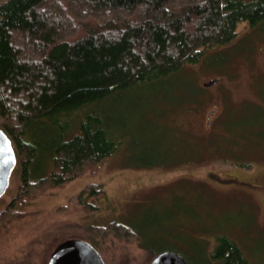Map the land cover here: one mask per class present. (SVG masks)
<instances>
[{"label": "trees", "instance_id": "obj_1", "mask_svg": "<svg viewBox=\"0 0 264 264\" xmlns=\"http://www.w3.org/2000/svg\"><path fill=\"white\" fill-rule=\"evenodd\" d=\"M263 20L264 0H0V128L11 139L16 156L11 173L17 175L16 189L0 209V230L23 216L30 200L98 170L114 154L120 136L99 108L103 100L126 88L184 76L179 74L183 66L197 62L207 48L232 40L239 22L255 27ZM182 88L168 87L173 103L188 97L185 90L178 94ZM260 110L242 120L230 111L216 119L214 109L201 135L175 128L170 148L171 130L161 126L155 142L175 162L216 156L247 170L248 155L264 145ZM36 127L50 133L48 143L34 135ZM102 194L101 185L91 183L70 199L93 212L96 205L86 199ZM73 231L44 243L39 264H47L52 249L72 238ZM91 231L104 239L109 233L131 240L138 235L117 221ZM143 246L146 257L139 264H148L160 251L151 242ZM198 261L251 264L226 232Z\"/></svg>", "mask_w": 264, "mask_h": 264}, {"label": "rangeland", "instance_id": "obj_2", "mask_svg": "<svg viewBox=\"0 0 264 264\" xmlns=\"http://www.w3.org/2000/svg\"><path fill=\"white\" fill-rule=\"evenodd\" d=\"M179 72L184 76L126 88L100 103L111 130L120 136L114 154L98 170L86 171L30 200L25 214L0 230V264H39L43 244L70 230L75 232L72 238L93 242L105 264H139L146 257L143 245L149 242L154 251H176L189 264H199L198 257L207 254L224 232L239 243L251 264H264L262 141L261 150L256 145L248 155L251 166L247 170L219 162L216 156L175 162L161 154L164 151L155 142L161 126L171 130L170 148L175 128L201 135L207 114L214 109L216 119L230 111L242 120L264 109V20L255 27L239 22L232 40L207 48L197 62ZM212 79L217 81L203 86ZM171 83L182 85L178 94L185 90L188 97L173 103L167 92ZM34 132L42 143L50 141L46 129L36 127ZM159 159L166 161L157 164ZM225 174L250 184L218 181ZM91 183H99L103 190L101 196L86 199L96 205L93 212L70 199ZM16 186L13 172L0 209ZM111 221L133 227L136 239H118L111 233L104 239L91 231Z\"/></svg>", "mask_w": 264, "mask_h": 264}, {"label": "water", "instance_id": "obj_3", "mask_svg": "<svg viewBox=\"0 0 264 264\" xmlns=\"http://www.w3.org/2000/svg\"><path fill=\"white\" fill-rule=\"evenodd\" d=\"M217 79L203 83L209 87ZM209 115V114H207ZM208 123V122H207ZM16 156L11 139L0 128V196L9 183ZM47 264H105L100 252L89 241L81 238H66L59 242L48 256ZM148 264H189L178 252L163 250L151 258Z\"/></svg>", "mask_w": 264, "mask_h": 264}, {"label": "flooded vegetation", "instance_id": "obj_4", "mask_svg": "<svg viewBox=\"0 0 264 264\" xmlns=\"http://www.w3.org/2000/svg\"><path fill=\"white\" fill-rule=\"evenodd\" d=\"M210 114L211 113H209V115H207L208 117H210ZM224 178V177H223ZM219 180H222V178H220L219 177ZM222 182H226V183H242V181L241 180H239V178H234V177H232V176H226L225 178H224V180H222ZM246 184V183H245ZM248 184H250V183H248Z\"/></svg>", "mask_w": 264, "mask_h": 264}]
</instances>
